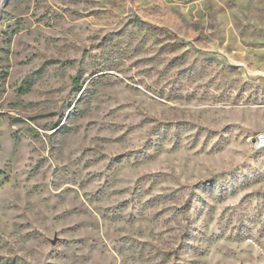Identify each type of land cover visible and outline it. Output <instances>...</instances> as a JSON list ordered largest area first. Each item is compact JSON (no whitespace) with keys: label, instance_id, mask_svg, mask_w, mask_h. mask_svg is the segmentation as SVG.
Listing matches in <instances>:
<instances>
[{"label":"rangeland","instance_id":"374dc122","mask_svg":"<svg viewBox=\"0 0 264 264\" xmlns=\"http://www.w3.org/2000/svg\"><path fill=\"white\" fill-rule=\"evenodd\" d=\"M264 0H0V264H264Z\"/></svg>","mask_w":264,"mask_h":264},{"label":"built area","instance_id":"2783aa9c","mask_svg":"<svg viewBox=\"0 0 264 264\" xmlns=\"http://www.w3.org/2000/svg\"><path fill=\"white\" fill-rule=\"evenodd\" d=\"M259 142H260V145L261 146H264V137L260 138V141Z\"/></svg>","mask_w":264,"mask_h":264}]
</instances>
